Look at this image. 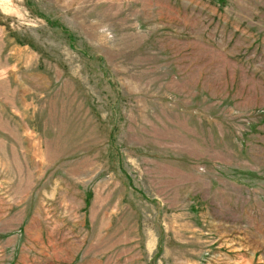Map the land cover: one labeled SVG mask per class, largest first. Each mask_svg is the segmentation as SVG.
I'll return each mask as SVG.
<instances>
[{
    "label": "rangeland",
    "instance_id": "374dc122",
    "mask_svg": "<svg viewBox=\"0 0 264 264\" xmlns=\"http://www.w3.org/2000/svg\"><path fill=\"white\" fill-rule=\"evenodd\" d=\"M0 264H264V0H0Z\"/></svg>",
    "mask_w": 264,
    "mask_h": 264
}]
</instances>
